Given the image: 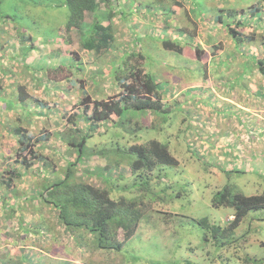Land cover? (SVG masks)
I'll list each match as a JSON object with an SVG mask.
<instances>
[{
	"label": "rangeland",
	"instance_id": "rangeland-1",
	"mask_svg": "<svg viewBox=\"0 0 264 264\" xmlns=\"http://www.w3.org/2000/svg\"><path fill=\"white\" fill-rule=\"evenodd\" d=\"M33 1L3 0L0 5L2 21L4 16L12 20L8 23L10 18H7L3 22L4 28L14 23L35 38L38 44L24 62L25 67L31 68L28 71L22 62V54L27 48L14 36L17 30L10 25L8 29L11 31L0 37V96L7 97L10 88L15 86L20 85L21 88L15 109L3 113L1 108L6 104L0 99V141L3 148H0V172L7 168L8 161L13 163V159L17 158L16 143L8 135L11 127L35 131L46 128L50 133L57 130L65 133L71 126L68 123L71 119L77 122L79 128L88 127L89 124L75 117V113L84 114L82 105L75 106L83 99L81 85H85L93 100L112 95L108 88L113 85L106 76L110 60L115 59L113 55L96 58L81 53L85 71L78 73L75 88L64 84L58 94H45L46 84L39 83L40 79H31L32 73L41 67L66 64V58L71 57L72 52H80L81 47L77 31L69 33L62 30L70 15L69 8L63 6L64 0H46V4L40 7H35ZM172 1L136 0L131 7L129 1L121 0L127 6L129 18L125 21L118 13L113 19L121 53L127 50L128 45H137V49L132 51L142 48L146 55V69L155 74L165 90L177 91L170 102L178 103L175 112L181 123L173 129V138L178 133L179 140L165 139L172 142L170 152L179 165L165 168L162 174L164 183L169 187L167 197L170 203L169 210L165 208L160 212L168 217L161 219L158 230L141 227L125 243L122 251H102L103 255L91 246L88 234L84 235L87 243L70 234L58 222L57 214L51 207L37 209V206L28 205L20 208L21 204L18 206L16 203L17 211L8 220V212L5 213L0 205V263L3 257V264H240L236 255L241 254H251V258L264 261V210L251 212L235 230V239L248 233L239 244V250L234 247L226 251L228 246L225 247V244L214 246L212 233L190 221L207 218L223 229L227 227L234 218V209L213 206L212 200L218 187L230 186L246 196L264 193V78L255 68L252 69L255 62H248V56L253 59L264 56V0H179L183 6ZM227 1L229 4H226ZM167 7L171 14H166L169 12ZM250 7L260 9V18L249 10ZM212 8L232 11V23L245 18L246 26L237 29L244 36L242 49L239 46L236 51V44L227 29L213 19L215 15L208 14ZM86 20L90 22L91 18ZM162 39L179 44L183 49L181 54L164 49ZM198 45L204 51L199 60L195 51ZM215 45L217 49H214ZM120 51H115L116 58L120 56ZM226 62L229 67L226 64L222 66ZM246 63L249 68L244 74L239 65ZM201 67H204V78L196 71ZM90 80H96L99 89ZM191 90L193 92L189 94ZM38 98L46 101V106H50L52 111L58 108L59 113L51 114L49 121L34 115L26 120L25 110L36 109ZM65 111H69V115L63 119ZM134 114L142 122V131L151 136L155 130L144 129L142 118L146 122L154 119L159 123L160 119L167 117L165 113H155L158 116L148 120V114ZM9 124L12 126L8 127ZM110 124L108 122L107 125ZM156 129L166 135L162 124L156 125ZM121 131L124 134L132 132L131 127L126 125ZM185 138L190 151L183 140ZM11 145L15 148L10 149ZM43 145L41 152L48 157V168L43 173L63 178L68 163L74 161L76 154L56 135ZM100 164L105 163L93 157L82 164L77 176L82 175L87 165L92 171ZM40 167L44 168V164ZM36 176L28 173L24 180L16 183L10 197L29 195L30 188L38 181ZM1 194L0 199H3ZM38 225H48L50 229L42 230L43 227ZM122 239L121 232L119 240ZM80 241L87 244V250L79 246ZM245 262L253 264L252 261Z\"/></svg>",
	"mask_w": 264,
	"mask_h": 264
},
{
	"label": "trees",
	"instance_id": "trees-1",
	"mask_svg": "<svg viewBox=\"0 0 264 264\" xmlns=\"http://www.w3.org/2000/svg\"><path fill=\"white\" fill-rule=\"evenodd\" d=\"M45 1L35 0L32 3L35 7H40L46 4ZM127 1H129L131 7L136 3V0ZM175 1L178 5L183 6L182 1ZM2 2L3 0H0V5ZM226 4H229V1ZM63 6L69 8L70 15L65 28L62 30L69 33L73 31L79 33L80 52H72L71 57H67L64 61L66 64H60L57 67L48 65L46 68H39V71L32 73L31 79L33 81L40 79L39 83L46 84L45 94H58L61 90L60 87L64 84H69L75 88V81L79 77L78 73L85 71L84 59L81 53H88L96 58L98 56L105 57L108 55L110 57V55H113L115 59L110 60L109 72L106 76L113 85L111 88L108 86V90L112 95H108L107 98L102 96L93 100L85 90V85H81L83 99L79 100L75 106L82 105L84 114L75 113V117L77 120H83L85 124H89L88 127L79 128L77 122L72 121V119L68 121L71 126L68 125L70 128L68 127L65 133L61 130L50 133L46 128L35 131L19 126H17L18 128L11 127L8 135L16 143L15 153L17 158H9V160L13 159V163L8 161L6 163L7 168L0 172V192L3 196V199H0V205L5 209V213L8 212L6 213L8 220L14 217L17 204L18 206L21 204L20 208L28 205L37 206V209L51 207L57 214L58 222L70 234L79 236L86 243L87 240L84 235L88 234L92 240L91 246L100 253L113 250L120 252L125 243L141 227L144 230L148 227H154L158 230L161 219L165 220L168 217L166 213L160 212L165 208L168 209L170 203V198L167 197L169 187L164 183L162 174L165 168L179 165V161L170 152L172 142L165 139V137H168L172 141L173 129L181 123L178 120L177 112H175L178 103L173 104L170 102L177 91H174V89L165 90L166 88L155 74L146 69V55L142 52V48L132 51L137 49V45H128L127 50L121 53V44L118 43L113 25V19L118 13L125 21L129 18L126 12L127 6L123 5L121 0H64ZM250 8L249 10L260 18V9L258 7H255V9ZM167 9H169V12L166 14H171L170 8L167 7ZM208 14L215 15L213 19L227 29L229 36L236 44V51H238V47L241 48V44L244 42V36L237 29L246 26L245 18L232 23L231 19L234 15L232 11H226L225 8L209 9ZM87 16L91 18L90 22L86 20ZM1 18L0 37L11 31V29H8L10 25L17 30L14 36H17L20 43L27 48L22 54L24 58L21 55L23 66L31 71V68L25 67L24 62L29 58V54L35 51L34 48L38 47L37 42L34 41L35 38L27 34L25 30L23 31L22 28H17L14 23L4 28L3 22L7 18H10L8 23L12 20L9 16H4L3 21ZM176 30L183 31L177 28ZM174 31L173 29V33ZM60 32H58L59 35ZM135 36L133 35V37ZM66 44L68 43L66 42ZM161 44L166 50L176 51L179 54L183 51L179 44L173 43L170 39H162ZM214 49H217L216 45ZM118 50L120 56L116 58L115 51ZM195 51L197 59H201L204 51L199 45L195 48ZM248 57V62H255L252 69L255 68L257 73L264 78V56L259 59H253L252 56ZM227 63H223L222 66L226 64L229 67ZM239 66L246 74L249 68L248 64ZM196 71L204 78V67ZM93 76H96L95 73H93ZM90 82L98 88L99 83L96 80H90ZM20 91L19 85L13 87V89L10 88L7 97L0 96V99L6 104L5 107L1 108L3 113L16 108L15 105L20 96ZM192 92L193 90L189 94ZM37 101L36 109L33 111L25 110L26 120L34 115L39 116V118L45 117L49 121L51 114L57 115L59 113L58 108L52 111L50 106L47 107L46 101L40 98ZM172 105H174L173 110L170 109ZM24 108L28 109V107ZM43 109L46 111H43ZM136 112L148 114V120L154 118L155 113H165L167 117L159 118V123L153 121L154 119L146 122L142 118L145 125L144 129L155 130L154 135L151 136L142 131L143 125L140 118L137 119L134 116ZM68 115L69 111H65L62 118L66 119ZM108 122L111 123L109 126L107 125ZM160 124L163 125L166 135L164 132H160V129H156V125ZM123 125L131 127L132 132L128 131L124 134L121 131ZM10 126L12 125L9 124L8 127ZM65 128L67 127L65 126ZM102 129H104L103 133ZM53 135L59 136L66 147L76 154L74 161L68 163L63 178L59 176L51 177L48 175L49 173H43L44 169L47 170L48 168V157L43 155L41 148ZM173 139L179 140L178 133ZM183 140L189 149L187 139ZM1 146L0 141V148L3 149ZM13 148H15V145H11L10 149ZM192 153L194 156V152ZM193 156L191 157L194 158L195 156ZM93 157L99 158L105 164H100L92 171L90 166L87 165L82 175L77 176L78 170L82 169V164L88 163ZM41 164H44V168L40 167ZM193 169L196 172V169ZM28 173L37 175L38 179L36 185H32L33 187L30 188V194L11 198L16 183L21 182L22 179L24 180ZM220 188H216L217 191L214 194L212 204L216 208L230 207L234 209L232 214L234 218L229 221L227 227L223 229L221 226L210 223L207 218L190 219V221L198 223L202 228L212 233L214 239L211 242L214 246L222 247L225 244V247L228 246L226 251H231L230 249L234 247L238 249L241 241L248 235V233H245L242 235L244 238H234L235 230L243 220L251 212L264 210V193L246 196L236 192L230 186ZM159 207L162 209H159ZM253 220L254 218L251 219V222ZM38 226L43 227V225ZM49 229L48 225H44L42 228V230ZM176 230V233H178V229ZM121 232L123 233V239L119 240ZM206 239L210 241L207 237ZM86 245L83 241L79 242V246L84 250L88 249ZM102 254L104 255L103 252ZM236 256L240 258V264H246L245 261L250 263L252 261L253 264H264V261L262 262L261 259L255 256V259L251 258V254ZM1 258L0 264H3V257Z\"/></svg>",
	"mask_w": 264,
	"mask_h": 264
}]
</instances>
